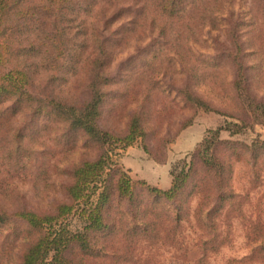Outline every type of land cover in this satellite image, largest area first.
Here are the masks:
<instances>
[{"label":"rangeland","instance_id":"1","mask_svg":"<svg viewBox=\"0 0 264 264\" xmlns=\"http://www.w3.org/2000/svg\"><path fill=\"white\" fill-rule=\"evenodd\" d=\"M135 1L138 4L141 2ZM55 2L36 0L34 3L53 7V10H49L53 14V25L44 21L42 28L53 26V34L63 39L65 45H69L74 35H77L76 39L81 36L79 31H82L84 20L88 27L90 25L102 31L105 17L113 14L120 6L130 5L133 0H70L68 9L64 10L66 13L60 11L59 14H63L61 17L54 8L57 6ZM133 13L135 11L124 10L115 17L116 21L109 24L111 29L117 28L114 39H120L106 53L110 58L108 72L118 73L113 85L118 95L106 98L100 124L115 132L124 130L129 112L138 104L137 100L125 97L127 78L135 69L143 67V62L149 57L153 43L158 38L157 29L150 18L138 22L134 31H126ZM236 21L238 26L235 32L243 49L240 56L243 54L246 92L254 96L255 101L264 102V0H225L212 21L207 18L202 22L200 20L196 25L193 24L196 27L191 33L185 31V28L172 26V29L177 30L178 34L175 35L181 36L177 39V49L188 53V63L196 66L202 75L192 77L189 81L191 86L214 107H220L234 117L205 110L200 106L191 108L186 105L175 87L185 85L188 75L186 69L192 66L183 67L179 60L165 62L160 65L158 72L155 71L160 88L153 91L145 102L147 109L152 110L149 122L152 131L146 140L150 152H145L140 140L125 149L116 148L113 151V159L122 165L133 180L143 179L151 185L166 189L170 186L171 167L176 164L175 173H178L184 165L183 160L187 167L197 143L207 130L225 127L229 123L231 130H221L218 139L242 142L249 146L254 143L259 147L255 154H251L253 151L250 150L243 152L242 158L233 164L230 184L237 196L227 217H224V211L215 216L218 225L215 229L218 233L217 243L203 254L198 240L207 235H204L203 228L199 227L193 216L199 201V190L198 186L193 185L196 180L192 177L183 184L175 203L164 199L152 202V199L146 197L145 202L149 199L153 208L152 216H157L155 227L150 233L125 235L127 226L137 225L140 228L147 221L139 213L131 214L136 209L141 211L143 206H135L133 210L127 208L125 203L119 207L113 206L110 215L117 222L100 236L98 243L101 248L97 255L90 257V263L264 264V248H261L264 247V114L260 108L255 107V103L251 104L245 94L236 95L230 84L225 83L235 78V66L233 62L219 56L218 50L221 44L233 48L230 47L232 41L228 32L233 29ZM31 43V37L22 41L23 46ZM216 63L219 65L215 66ZM43 65L36 63L34 68L28 70V75L33 79L34 93L41 95L52 88L58 91L54 88L60 76L65 75L67 80L60 85V93L65 97L73 95L76 99L84 98L88 75L86 70L77 69L75 74H61ZM52 73H56V76ZM219 82L221 87H226V93L221 97L215 93ZM127 88L133 91L136 86ZM239 103L243 104L245 111L237 106ZM4 117L5 114L0 115V207L16 209L25 206L36 211L48 209L60 198L61 184L70 179V164L83 158H94L98 150L93 146H83L82 140L73 135L61 136L60 130L55 131V127L61 129L56 123L43 130L45 121H51L45 115L32 116L26 111H18L10 119L9 125V120L6 121ZM236 117H244L246 124ZM187 120L189 122L182 126ZM233 130L236 132L230 133ZM208 136L211 137V134ZM225 153L232 156L233 150H226ZM253 154L255 157L251 158ZM40 167L44 168L43 172L39 170ZM174 204L177 205L176 210H180L181 215L187 213L188 218L181 219L173 227L171 216ZM70 223L71 229L80 227L77 219H71ZM4 233L0 231V264H19L18 257L24 240L22 237H7Z\"/></svg>","mask_w":264,"mask_h":264},{"label":"trees","instance_id":"2","mask_svg":"<svg viewBox=\"0 0 264 264\" xmlns=\"http://www.w3.org/2000/svg\"><path fill=\"white\" fill-rule=\"evenodd\" d=\"M35 1L0 0V67L3 68L0 70V115H6L3 119L9 120L8 125L18 111H26L32 116L45 115L51 121H45L43 130L56 123L61 129L55 127V131L60 130L61 136L73 135L80 138L83 146H93L98 152L94 158H83L70 164V179L61 184L60 198L48 209L36 211L25 206L16 209L0 207V231H4L7 237H22L24 240L18 257L19 264H92L89 259L97 255L101 248L98 243L100 236L117 222L110 215L113 206L119 207L121 203H125L132 210L135 206H143L141 211L136 209L131 214L139 213L147 221L140 228L137 225L127 226L125 235L150 233L155 227L157 216H152L153 208L149 199L145 202L146 197L152 199V202L164 199L175 203L183 184L192 177L196 180L193 185L198 186L199 190V201L193 216L199 227L203 228L204 235H207L198 240L205 255L207 248L211 249L218 241L215 216L224 211V217H227L228 211L235 205L237 195L230 184L233 164L242 158L243 152L250 150L253 151L251 154H255L259 147L254 143L249 146L242 142L218 139L221 130H231L229 123L225 127L207 130L202 140L197 143L187 167L184 166L185 160L178 173H175L176 164L171 167L170 186L166 189L151 185L143 179L133 180L122 165L113 159V151L116 148L125 149L140 140L145 152H150L146 140L152 131L149 123L152 110L147 109L145 102L153 91L160 88L155 71L158 72L160 65L165 62L179 60L183 67L192 66L186 69L188 75L185 85L175 87L178 96L186 105L191 108L200 106L205 110L234 117L232 113L214 107L191 86L190 79L202 75L196 66L188 63V53L177 49V39L181 36L175 35L178 34L177 30L172 29V26L185 28V31L191 33L196 27L193 24L196 25L205 18L212 21L218 10L222 9L225 0H141L140 5L133 0L130 5L120 6L113 14L107 15L102 31L95 30L90 25L88 27L84 20L81 24L82 31H79L81 36L76 39L77 35H74L69 45H65L64 40L57 34H53V26L42 28L44 21L53 25V14L49 13L53 7L39 5ZM55 3L57 6L54 8L61 17L63 14L60 15V11L66 13L64 10L68 9L70 0H56ZM84 10L90 11L87 8ZM124 10L135 11L131 21L127 23L126 31H134L138 22L150 18V22L157 29L158 38L153 43L149 57L143 62V67L135 69L127 78L125 97L132 101L137 100L138 104L129 112L124 130L115 132L102 127L100 118L107 97L118 95L113 88L118 73L108 72L110 58L106 53L114 42L120 40L114 39L117 28L111 29L109 24L116 21L115 17ZM65 13L66 17L72 19ZM89 15L88 13L87 16ZM55 20L59 21L58 18ZM237 26L238 21L228 32L232 41L230 47L233 48L230 49L224 44L218 46L219 56L233 62L235 66V78L225 83L230 84L236 95L245 94L251 104L255 103V107L260 108L264 114V102L255 101L254 96L251 97L246 92L243 54L240 56L243 49L235 32ZM30 37L31 45L23 46L22 41ZM36 63H43V66H49L52 71H60L61 74H75L77 69L86 70L88 75L84 98L76 99L73 95L65 97L60 93V85L67 80L61 74L58 85L54 88L58 91L52 88L41 95L34 93L33 79L28 75V70L34 68ZM214 65L218 66L219 63ZM127 86L136 88L132 91ZM225 88L219 82L215 93L221 97L226 93ZM237 106L242 111L246 110L242 103ZM236 118L246 124L244 117ZM188 122L189 120L185 121L182 126ZM235 132L236 130L230 131L232 134ZM19 136L22 135L19 133ZM226 150H233L232 156L226 155ZM254 154L251 158L255 157ZM39 170L43 172L44 168L40 167ZM173 206L175 209L172 211L171 221L174 227L181 219L187 220L188 215H181L182 212L176 210L177 205ZM73 218L80 221V227L70 228V220Z\"/></svg>","mask_w":264,"mask_h":264}]
</instances>
